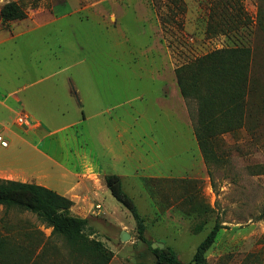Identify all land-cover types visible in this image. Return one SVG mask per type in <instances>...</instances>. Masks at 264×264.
<instances>
[{
  "label": "rangeland",
  "instance_id": "374dc122",
  "mask_svg": "<svg viewBox=\"0 0 264 264\" xmlns=\"http://www.w3.org/2000/svg\"><path fill=\"white\" fill-rule=\"evenodd\" d=\"M10 1L27 16L4 21L1 9ZM214 3L0 0V78L9 80L8 88L40 81L32 94L40 93L43 105L31 101L30 111L48 134L34 141L62 163L52 173L87 159L121 175L146 238L173 247L183 264H195L216 223L223 228L206 253L210 264H264V0H231L218 12ZM233 47L255 52L248 112L239 128L208 134L215 156L207 163L195 131L197 111L183 96L177 71ZM16 105L9 126L21 135L34 118ZM22 114L31 125L18 122ZM6 141L1 145L8 147ZM24 141L1 155L25 152L33 140ZM10 175L16 174L0 171ZM105 190L91 205L98 213L88 234L117 255L113 264H157L131 211ZM122 230L132 234L128 241ZM24 233L37 238L51 235L52 227L31 211L0 205V238ZM65 258L53 252L51 264Z\"/></svg>",
  "mask_w": 264,
  "mask_h": 264
},
{
  "label": "trees",
  "instance_id": "16d2710c",
  "mask_svg": "<svg viewBox=\"0 0 264 264\" xmlns=\"http://www.w3.org/2000/svg\"><path fill=\"white\" fill-rule=\"evenodd\" d=\"M217 1L215 0L218 10L215 6L214 12L219 11L221 3L226 6L231 0ZM1 16L4 21H12L23 19L27 14L16 1H10L2 7ZM254 53L253 48H222L178 68L181 92L189 105L194 104L197 111L195 131L207 163L215 156L213 145L208 141L210 134H223L239 128L248 112ZM106 184L135 217L139 237L148 243L149 249L156 256L157 264H183L173 247L167 245L163 249L152 248L153 241L145 236L144 219L133 198L124 191L121 177L109 174L106 176ZM73 204L70 198L43 185L0 178V205L31 211L48 227H52L42 253L47 251L50 244L52 253L68 254L73 259L84 258L85 264H110L114 252L102 241L89 236L85 231L88 219L73 215L70 211ZM222 228L221 224L216 223L199 244L193 258L195 264H210L206 253ZM53 236L62 239L65 249L53 244ZM3 243H8L6 237L0 238V252ZM0 262L7 263L1 257ZM38 262L40 261L36 260L35 264ZM16 263L21 264L20 261Z\"/></svg>",
  "mask_w": 264,
  "mask_h": 264
},
{
  "label": "crops",
  "instance_id": "0c3cea01",
  "mask_svg": "<svg viewBox=\"0 0 264 264\" xmlns=\"http://www.w3.org/2000/svg\"><path fill=\"white\" fill-rule=\"evenodd\" d=\"M3 81L0 82V133L9 141V146L4 147L0 144V171L8 170V172L16 175L0 177L43 185L70 198L74 202L70 209L71 213L88 219L85 230L88 233L92 216L98 213V210H93L91 205L95 204L97 197L105 194V189L108 187L106 176L111 173H108L97 160L95 161L97 164L94 166L92 161L84 159L85 157L80 163L81 165L79 167L77 165L76 169H70L69 171L68 168H66L67 170L57 169L52 173L51 167L61 166L62 163L34 141V137H38L42 142L48 134L43 129L41 120L38 119L39 117L30 111L31 101L38 102L40 106L43 105L42 102L44 100L40 98V93L34 94L33 92L32 94L33 88L40 81L24 83L20 86H10L9 88L5 87V84H9V80L5 81L4 79ZM71 91L70 87L68 91L70 97H72ZM15 102L20 104L23 111L26 110L34 118V126L22 131L23 134L21 135L27 136L25 138L19 133L12 131L9 126L10 114L15 108H18V105L13 106ZM18 127L21 130V126ZM29 137L33 142H29L25 152L1 155V151L9 149L15 140L22 139L25 142L24 140ZM119 176L122 178L121 175ZM89 236L93 238L92 235ZM49 238L50 234L45 233L37 238L32 233L30 235L24 233L21 236L8 237V243L2 244L0 257L3 261H7L5 264H17L16 261H20L21 264H35L36 260L40 261L38 264H51L53 253L50 244H48L47 251L42 253ZM40 253L41 257H39ZM65 255L67 260L63 264H85L84 258L73 259L68 254ZM116 258L117 255H114L110 264H113Z\"/></svg>",
  "mask_w": 264,
  "mask_h": 264
},
{
  "label": "built area",
  "instance_id": "2783aa9c",
  "mask_svg": "<svg viewBox=\"0 0 264 264\" xmlns=\"http://www.w3.org/2000/svg\"><path fill=\"white\" fill-rule=\"evenodd\" d=\"M18 122L21 125H31L32 121L30 119V116L28 114H22L19 118H18ZM0 144L6 146L7 145V141L4 139V136L0 133ZM96 208H101V205H97Z\"/></svg>",
  "mask_w": 264,
  "mask_h": 264
},
{
  "label": "water",
  "instance_id": "95a60500",
  "mask_svg": "<svg viewBox=\"0 0 264 264\" xmlns=\"http://www.w3.org/2000/svg\"><path fill=\"white\" fill-rule=\"evenodd\" d=\"M132 237V234L130 232H128L127 230H122L120 233V238L122 241H128V239H130ZM165 243L163 242H152V248L156 249V248H160L163 249L165 247Z\"/></svg>",
  "mask_w": 264,
  "mask_h": 264
}]
</instances>
